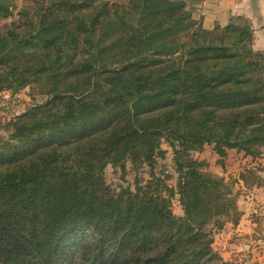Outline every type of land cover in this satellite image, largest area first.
<instances>
[{
  "label": "trees",
  "instance_id": "trees-1",
  "mask_svg": "<svg viewBox=\"0 0 264 264\" xmlns=\"http://www.w3.org/2000/svg\"><path fill=\"white\" fill-rule=\"evenodd\" d=\"M0 0V92L47 98L0 139V264H223L211 227L236 221L232 182L192 151L264 147V52L184 0ZM169 144L175 187L155 176ZM151 179L112 190L107 165ZM177 195L182 215L171 210Z\"/></svg>",
  "mask_w": 264,
  "mask_h": 264
},
{
  "label": "rangeland",
  "instance_id": "rangeland-1",
  "mask_svg": "<svg viewBox=\"0 0 264 264\" xmlns=\"http://www.w3.org/2000/svg\"><path fill=\"white\" fill-rule=\"evenodd\" d=\"M14 4V14L27 4L26 0H11ZM11 18L0 22L8 24ZM200 23V21L198 20ZM201 25V23L199 24ZM47 98L45 94L40 93V86L32 84L18 91L3 90L0 92V139H6L9 135L7 129L8 122L19 114L26 111L34 104L41 103ZM161 148L164 150L162 156H158L154 165L153 173L162 178L170 187H175L178 181V173L173 163L172 149L167 142L161 140ZM236 149H228L223 162L220 163V157L214 150L213 144H206L200 151H192L191 154L197 160L203 161L201 170L203 172L220 176L226 181L232 182V189L235 194L236 207L239 215L236 221L227 220L223 226L218 228L211 227L212 248L219 255L223 264H236V244L248 241L255 243L258 251L264 249V203L255 200L253 203L247 201L246 195L256 194V186L262 187L261 195H264V149H261L260 155L252 158L245 156L242 158ZM104 181L112 190H118L120 187L135 188L136 184H146L150 179V169L147 165L134 167L129 161L125 163V170L120 167L107 165L104 169ZM242 181L245 188L239 185ZM243 208L245 209L243 211ZM171 210L177 215H182V208L178 202L177 195L171 198ZM248 212L247 218H242L243 213ZM248 220L255 223L253 232L247 231L244 236L236 235V224L241 221L244 226L248 225ZM244 221H247L246 223ZM250 232V234H249ZM237 238L242 239L236 240ZM248 244H251L250 242ZM251 249V248H250ZM249 249V250H250ZM245 252L250 254V252ZM263 252L260 253V255Z\"/></svg>",
  "mask_w": 264,
  "mask_h": 264
},
{
  "label": "crops",
  "instance_id": "crops-1",
  "mask_svg": "<svg viewBox=\"0 0 264 264\" xmlns=\"http://www.w3.org/2000/svg\"><path fill=\"white\" fill-rule=\"evenodd\" d=\"M187 9L192 13L194 19L199 20L201 26L211 29L215 25H226L231 22L240 27L249 29L252 32L253 47L256 50L264 52V0H184ZM264 79V74L262 75ZM264 149V147H263ZM244 158L243 152H238ZM242 188L245 185L239 182ZM262 187L256 186V194L246 195L247 201L253 203L255 197L257 201L264 203V195L260 197ZM245 209L243 208V211ZM248 212L242 214V218L248 217ZM248 225L244 226L241 221L236 224V235L241 236L247 231H254L255 223L248 220ZM245 223L247 221H244ZM249 232V234H250ZM236 240H242L237 238ZM251 244H248V243ZM254 241L242 242L236 244V264H264V249L260 255ZM251 248V249H250ZM250 249V250H249ZM250 252L247 255L245 252Z\"/></svg>",
  "mask_w": 264,
  "mask_h": 264
}]
</instances>
